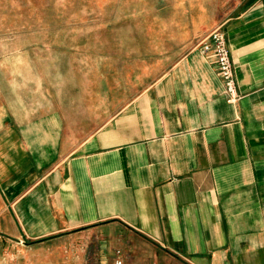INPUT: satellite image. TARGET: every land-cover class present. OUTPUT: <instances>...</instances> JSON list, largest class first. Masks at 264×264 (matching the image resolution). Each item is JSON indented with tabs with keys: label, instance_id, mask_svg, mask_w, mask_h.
I'll use <instances>...</instances> for the list:
<instances>
[{
	"label": "crops",
	"instance_id": "obj_1",
	"mask_svg": "<svg viewBox=\"0 0 264 264\" xmlns=\"http://www.w3.org/2000/svg\"><path fill=\"white\" fill-rule=\"evenodd\" d=\"M150 1L1 47L0 264H264V0Z\"/></svg>",
	"mask_w": 264,
	"mask_h": 264
},
{
	"label": "rangeland",
	"instance_id": "obj_2",
	"mask_svg": "<svg viewBox=\"0 0 264 264\" xmlns=\"http://www.w3.org/2000/svg\"><path fill=\"white\" fill-rule=\"evenodd\" d=\"M148 2L153 3L150 0H0V49L6 45L10 50L15 49L22 45L19 41L30 46L26 43L34 37L128 35L127 23ZM92 246L88 264H96Z\"/></svg>",
	"mask_w": 264,
	"mask_h": 264
},
{
	"label": "built area",
	"instance_id": "obj_3",
	"mask_svg": "<svg viewBox=\"0 0 264 264\" xmlns=\"http://www.w3.org/2000/svg\"><path fill=\"white\" fill-rule=\"evenodd\" d=\"M202 50L206 54L215 57L220 74L223 78L225 89L230 99L238 100L240 93L237 90L234 64L231 58L226 34L221 26L213 29L206 35L200 43ZM120 253V251H118ZM113 264H123V259L116 257Z\"/></svg>",
	"mask_w": 264,
	"mask_h": 264
}]
</instances>
